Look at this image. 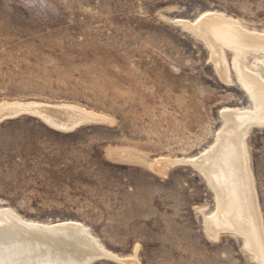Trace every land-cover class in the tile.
Here are the masks:
<instances>
[{
  "label": "rangeland",
  "instance_id": "374dc122",
  "mask_svg": "<svg viewBox=\"0 0 264 264\" xmlns=\"http://www.w3.org/2000/svg\"><path fill=\"white\" fill-rule=\"evenodd\" d=\"M211 12L264 33V0H0V104L96 116L67 132L27 114L2 120L0 208L81 224L139 264H257L241 238H206L216 200L177 164L214 145L223 109H252L232 54L224 51L227 85L208 49L177 24ZM244 144L264 229V129Z\"/></svg>",
  "mask_w": 264,
  "mask_h": 264
},
{
  "label": "bare ground",
  "instance_id": "6f19581e",
  "mask_svg": "<svg viewBox=\"0 0 264 264\" xmlns=\"http://www.w3.org/2000/svg\"><path fill=\"white\" fill-rule=\"evenodd\" d=\"M177 24L208 49L218 78L227 85L231 80L224 51L232 54L235 74L252 105L249 110L223 109L214 145L197 158L177 164L199 174L216 200L214 213L203 218L206 238L217 242L223 236H237L250 259L264 264V229L244 144L252 129H264V79L259 74L264 69V33L248 31L236 20L215 12L196 22ZM251 56L261 57L252 69L245 67ZM23 114L63 132L96 117L70 105L0 104V122ZM103 260L139 264L135 256L122 258L107 251L81 224L36 223L0 208V264H94Z\"/></svg>",
  "mask_w": 264,
  "mask_h": 264
},
{
  "label": "water",
  "instance_id": "95a60500",
  "mask_svg": "<svg viewBox=\"0 0 264 264\" xmlns=\"http://www.w3.org/2000/svg\"><path fill=\"white\" fill-rule=\"evenodd\" d=\"M80 125H81V123L77 124L76 126H74V127L72 128V130L75 129V128H77V127H79Z\"/></svg>",
  "mask_w": 264,
  "mask_h": 264
}]
</instances>
